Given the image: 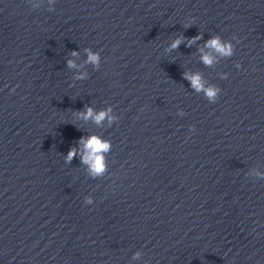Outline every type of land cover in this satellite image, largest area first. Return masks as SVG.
Segmentation results:
<instances>
[{
    "label": "clouds",
    "instance_id": "clouds-1",
    "mask_svg": "<svg viewBox=\"0 0 264 264\" xmlns=\"http://www.w3.org/2000/svg\"><path fill=\"white\" fill-rule=\"evenodd\" d=\"M191 21L185 26H190ZM203 35H198L193 37L191 40L188 41L187 46H191L192 43H195L197 40L202 39ZM184 41L183 37H177L170 45L169 50H173L179 47V45ZM205 48L209 49L210 51L205 52L203 48L199 49L201 52V61L206 66H212L216 61L217 55L220 57H231L234 54L233 44L230 41L222 39L219 35L213 36L209 40L205 42ZM87 52V61L86 63H90L94 66H99L100 63V55L99 53H94L91 49H86ZM73 56L78 55L77 52L72 53ZM68 67L74 68L77 65L72 61H68ZM240 67V65H237ZM86 74H82L77 77V79H84ZM184 78L190 81V84L193 89L197 92L203 91L205 96L207 97L208 101L211 103H215L219 97V93L221 89L216 86H208L205 87L204 83L202 82V78L199 73L189 75L188 73H184ZM111 108L101 110L99 112H94L91 107L85 108L84 111L77 113L78 117L83 120L92 119L97 125H100L105 119H108L109 123L114 119L110 115ZM79 145L81 146V151L79 152L81 157V163L88 166L89 174L96 178L98 176H102L106 171V163L104 159V154L111 150V142L102 139L101 137L93 134L89 135L88 137L81 136L79 140ZM78 154V149L76 147L70 148L68 151L67 156L65 157V161L70 163L72 159ZM85 203L92 204V198H87ZM139 256V253L136 254Z\"/></svg>",
    "mask_w": 264,
    "mask_h": 264
}]
</instances>
